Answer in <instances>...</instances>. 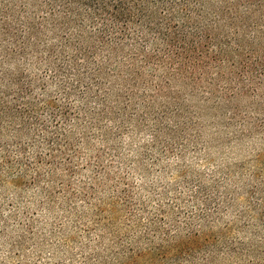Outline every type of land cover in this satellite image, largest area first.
Wrapping results in <instances>:
<instances>
[{"label":"rangeland","instance_id":"rangeland-1","mask_svg":"<svg viewBox=\"0 0 264 264\" xmlns=\"http://www.w3.org/2000/svg\"><path fill=\"white\" fill-rule=\"evenodd\" d=\"M260 1L206 69L139 61L86 98L57 54L0 53V264H264Z\"/></svg>","mask_w":264,"mask_h":264},{"label":"trees","instance_id":"trees-1","mask_svg":"<svg viewBox=\"0 0 264 264\" xmlns=\"http://www.w3.org/2000/svg\"><path fill=\"white\" fill-rule=\"evenodd\" d=\"M255 1L257 5L262 3L260 0H0V53L6 58L12 52L42 53L49 58L57 54L56 58L67 60L74 72L76 79L71 88L75 90L78 86L86 98L87 93L102 86L105 75H110L108 70L118 78L139 61L143 63L139 73H130L136 77H141L142 70L149 66L166 70L165 60L184 65L181 77L193 72L189 69H206L200 65L202 59L216 61L233 46L224 29L234 31V41H238L241 28L234 14L240 5L245 2L251 6ZM239 44L238 41L236 47ZM166 71L170 73V69ZM23 108L34 107L30 103ZM12 111L16 113L0 100V114L14 118Z\"/></svg>","mask_w":264,"mask_h":264}]
</instances>
